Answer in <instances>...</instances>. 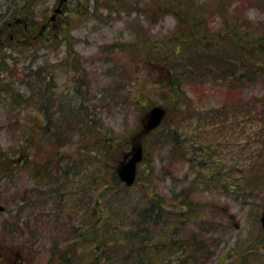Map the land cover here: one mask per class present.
Here are the masks:
<instances>
[{"label":"rangeland","instance_id":"rangeland-1","mask_svg":"<svg viewBox=\"0 0 264 264\" xmlns=\"http://www.w3.org/2000/svg\"><path fill=\"white\" fill-rule=\"evenodd\" d=\"M24 1L0 0V26ZM166 1L65 0L52 29L58 36L46 43L29 45L28 39L17 38L20 25L6 29L20 44L5 49L13 57L3 60L8 70L0 65V204L5 207L0 211V264H62L51 258L52 248L65 250L79 241L77 234L87 229L98 199L102 218L111 217L125 233L143 218L140 206L149 193L163 197L164 220L172 223L154 238L181 240L195 232L206 240L205 264H239L243 253L251 254L247 264H264V119L258 100L264 98V70L242 83L234 79L237 73L221 80L223 72L211 62L216 57L206 54L231 49L233 40L239 47L247 46L242 43L246 38L264 42V0H184L187 6L181 5L188 11L185 20H199L211 33L207 49L191 50L199 63L206 60L205 68L215 69L217 80L212 79L216 75H184L180 56L189 50L172 57L176 66L167 57L172 39L187 29L179 26ZM58 2L36 0L29 20L50 26ZM221 39H227L225 44ZM169 64L180 74L181 102H172L168 86L153 84L157 76L166 79ZM6 85L12 96L2 89ZM16 93L25 100L18 105ZM152 104L163 105L167 115L156 133L141 139L144 153L136 182L127 189L108 188L112 172L139 140ZM174 126L180 142L176 151L163 135ZM103 136L110 141L99 152L91 146ZM31 164L44 172H35ZM192 189L187 205L183 195ZM160 225L158 231L165 224ZM121 238L116 242L122 247L109 264H137L134 255L125 258L130 242ZM152 246L157 242L150 240ZM17 250L23 254L20 262ZM175 255L165 245L163 252H148L146 258L186 264ZM89 264H96L93 258Z\"/></svg>","mask_w":264,"mask_h":264},{"label":"trees","instance_id":"trees-1","mask_svg":"<svg viewBox=\"0 0 264 264\" xmlns=\"http://www.w3.org/2000/svg\"><path fill=\"white\" fill-rule=\"evenodd\" d=\"M36 4V0H25L23 4L20 6H17L15 9H13L10 12H8L5 16H12V18L20 17L19 19L22 20L20 22L21 29L17 32V38H23L28 39L29 45H34L33 42H50L51 39H54L55 36H58L56 34L54 36L53 28H54V22L50 23V26H47L48 28L44 27V25L40 26L37 24L35 20H29L30 16H34L32 10L34 9V6ZM182 6H187V2L184 0H167L166 1V8L173 11L175 16L178 19L179 26L186 24V32H182L179 35H175L174 39L172 41L173 44V50L167 54V57H173L176 56L178 52L181 50H189L187 52H183L184 55H181L185 62H182L184 67V75L192 78H200L205 79L207 76L216 75L215 69H211L208 66L206 68L204 67L205 61H202V63H199L196 60V53L193 52L191 49L194 50H200V49H207L206 41L209 37V34H211L209 31H203L201 25V21L199 20H185L184 16L188 15L187 10H183L181 8ZM29 16V17H28ZM28 17V18H27ZM28 19V20H27ZM5 21L2 22V25ZM17 25V26H18ZM16 27V26H15ZM214 37L215 34H212ZM233 37H235V33L233 34ZM67 41H69V37H65ZM215 39V38H213ZM225 39V37H224ZM220 40L225 44L226 40ZM241 39V38H240ZM260 37L258 39L254 38L253 40H250L249 38H246V40L242 39L243 44H247V46H241L239 47V43L235 42L233 40L231 42V49L227 47H221L218 52H207L206 54L216 57L215 61H211L214 65V68H219L223 73L221 76V80H228L229 78H233L235 74L237 73V78H234L235 80L239 81L240 83L245 81V78H249L253 75L256 70L261 69L264 70V57L262 54H264V42L260 41ZM217 41V40H216ZM60 43L57 42L58 45ZM204 43V45H202ZM220 43V42H218ZM263 47H261V45ZM70 44V43H69ZM198 44V46H197ZM222 44V46H223ZM194 47V48H193ZM0 65L4 63L3 54L0 53ZM10 54H8L9 56ZM262 55V59H259V57ZM165 56V55H163ZM160 58V57H159ZM181 61H183V59ZM177 59H171V61L175 64H171L176 66ZM197 61V62H196ZM197 64H200L199 68ZM202 64V65H201ZM7 69V68H6ZM8 70V69H7ZM38 71H35L33 75H40L37 74ZM166 79H162L159 76L151 83L157 84L159 86L166 85L168 86L169 90L173 94L172 96V102L177 101L181 102L183 101V98L185 97L184 90L182 88L181 80H180V74L173 71L172 67H170L166 71ZM251 75V76H250ZM31 75H29L30 77ZM32 78V77H31ZM43 77H40V79L37 82H41ZM214 80L218 79V76H214L212 78ZM28 82V81H27ZM39 82V83H40ZM232 86V84L230 83ZM2 89H5V91L11 95L9 85L2 86ZM143 93V92H142ZM140 95L142 99L144 98V95ZM145 94V93H143ZM12 96V95H11ZM42 97V96H41ZM22 99V100H20ZM20 101H25L23 97L21 98L19 96V93H16L15 96H13V101L16 103V105L19 104ZM259 101H261V110L260 113L263 114L264 119V98H258ZM154 105V104H152ZM151 105V106H152ZM214 110H212V113ZM44 117L49 120L50 114L43 111ZM261 114V115H262ZM45 130V129H44ZM157 130V128H156ZM155 129L147 134H151L152 132L156 131ZM34 131V130H33ZM161 131V130H160ZM156 133V132H155ZM163 133V132H162ZM161 132L157 133V135L163 137L164 139L171 145L173 151H176L175 148L179 142V137L176 131V127H173V131L168 133V136L166 137ZM146 134H141L137 138L140 140L145 136ZM110 139L106 136L102 137V141L99 143L94 144L91 147H95L99 152L105 148V146L108 145ZM102 142V143H101ZM200 143V142H199ZM178 147V146H177ZM215 154L214 150L212 149L210 151V154ZM6 158L10 159V156L6 154ZM4 166H0V172L1 168ZM31 167L35 169V172H44L43 168L37 167L34 164H31ZM77 171V169H76ZM81 171V170H80ZM79 171V172H80ZM112 172V171H111ZM66 175L68 174V169L65 168ZM113 176L112 179V185H106L108 188L115 187L117 190L119 189V185L121 187H124V189H127L126 186L122 184V182L117 177L116 171L112 172ZM139 176V174H138ZM106 183H110L109 181H106ZM110 186V187H109ZM195 189L190 190V192H186L183 195L184 201L187 205H191L192 201L189 199L191 197V193L194 192ZM100 200L98 199V202L94 204L92 210L89 213V217H87L86 221L88 223L87 229L77 234V238H80L79 241L77 240L76 244H71L67 247V249L62 250L60 247L55 245L52 248L51 258H54L56 256L59 259V262L62 264H89L93 258V262L96 264H99L100 260H105V264H109L110 260L113 259V257H116L118 254L119 249H121V245L116 242V240H119L117 238H121L122 240H129L130 246L128 249V255L125 256L127 259L128 257H131L134 255L137 259V264H156L157 260L155 259H149L147 260L146 256L148 255V252H163L165 249V245L169 247V251L174 250L176 253L175 257L176 259H183L186 260V264H191L192 262H199L200 259H203L206 263L204 256L209 253L207 247L205 246L206 240L204 237L196 238L197 234L195 232H192L191 235L185 237V239H177L173 238L172 236H169V239H160L159 235L157 238L155 235L164 233L165 229H168V227L171 226L172 223L164 220V199L162 196H160L157 193H149L147 196V199L144 204H142L141 207V214H143L142 219H136L132 223L133 225H130V227L127 228L125 233L119 232L117 225L115 224V221L112 220L111 217L107 216L105 218H102L101 212H100ZM171 217V216H169ZM92 219V220H91ZM165 224L161 227V229L158 231L160 224ZM100 224V225H99ZM200 230V229H199ZM201 231V230H200ZM175 233V231H173ZM173 233V234H174ZM109 235V236H108ZM120 235V236H119ZM118 236V237H115ZM120 239V240H121ZM155 239V240H154ZM152 240L154 242H157V246L148 247V242ZM165 240H167L166 243H163ZM79 247L83 249L79 252ZM248 250H252V248H249ZM122 251H126L125 249H122ZM179 251H182V253H178ZM207 252V253H206ZM22 253L19 252V250L16 251V258H19L17 261L20 262L22 259ZM120 255V253H119ZM251 254L249 253H243L244 260L242 259L239 264H247L248 257ZM237 261V260H234ZM1 264H8V261H2Z\"/></svg>","mask_w":264,"mask_h":264},{"label":"water","instance_id":"water-1","mask_svg":"<svg viewBox=\"0 0 264 264\" xmlns=\"http://www.w3.org/2000/svg\"><path fill=\"white\" fill-rule=\"evenodd\" d=\"M64 0H60L59 3L61 4ZM60 9L57 7L54 9V12H59ZM54 18V14L52 15ZM165 108L160 105L152 106L143 120L142 129L139 132L138 136L143 133H147L148 131L154 129L155 127L159 126L165 116ZM143 157V147L139 140H136L130 152L128 153V157H125L122 161H120L116 171L119 179L124 182L125 185L130 186L133 184L136 178L137 172V163L141 161ZM4 206L0 204V210H3ZM260 222L262 229L264 230V208L260 215Z\"/></svg>","mask_w":264,"mask_h":264},{"label":"flooded vegetation","instance_id":"flooded-vegetation-1","mask_svg":"<svg viewBox=\"0 0 264 264\" xmlns=\"http://www.w3.org/2000/svg\"><path fill=\"white\" fill-rule=\"evenodd\" d=\"M5 22L3 23V25L0 26V53H2L4 61L6 59H12L13 57L11 55L8 56L9 53H7L5 51V49H17L19 48V44L20 42H18L17 40L14 41V35L11 33H6V29L10 26V27H15L17 26L19 23H14V18H12V16H8L5 18L4 20ZM5 35H7V39L4 37ZM6 39V40H5ZM16 45H14V43ZM17 47V48H16ZM1 55V54H0ZM2 68L6 69L5 64H2Z\"/></svg>","mask_w":264,"mask_h":264}]
</instances>
